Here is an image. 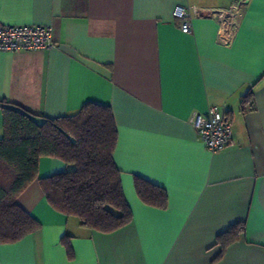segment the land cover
<instances>
[{"label":"crops","instance_id":"0c3cea01","mask_svg":"<svg viewBox=\"0 0 264 264\" xmlns=\"http://www.w3.org/2000/svg\"><path fill=\"white\" fill-rule=\"evenodd\" d=\"M235 1L0 0L1 23L53 30L51 48L0 50V100L51 118L88 101L108 105L132 215L113 231L93 230L52 208L35 179L15 201L39 228L0 244V264H264V0H247L228 46L213 18H194L184 33L172 14ZM209 105L231 122L217 152L189 122ZM66 168L41 157L37 177ZM137 176L165 190L166 207L140 200ZM233 225L240 231L222 245Z\"/></svg>","mask_w":264,"mask_h":264},{"label":"trees","instance_id":"16d2710c","mask_svg":"<svg viewBox=\"0 0 264 264\" xmlns=\"http://www.w3.org/2000/svg\"><path fill=\"white\" fill-rule=\"evenodd\" d=\"M0 114V244L16 242L39 228L15 201L35 179L52 208L76 217L83 226L110 232L131 220L113 162L117 130L108 105L88 101L74 114L51 118L0 100ZM41 157L58 158L67 168L37 177ZM134 188L143 203L166 207L163 188L138 176ZM238 231L239 225H233L217 241L227 244Z\"/></svg>","mask_w":264,"mask_h":264},{"label":"built area","instance_id":"2783aa9c","mask_svg":"<svg viewBox=\"0 0 264 264\" xmlns=\"http://www.w3.org/2000/svg\"><path fill=\"white\" fill-rule=\"evenodd\" d=\"M247 0H237L225 9H202L195 5H176L172 14L178 20L184 33L192 29V20L210 17L217 23V40L230 45L238 30ZM52 27L42 25H7L0 22L1 51H31L48 49L53 46ZM190 124L195 128L200 140L212 152L223 150L232 136L231 122L216 105H209L204 114L192 112Z\"/></svg>","mask_w":264,"mask_h":264},{"label":"rangeland","instance_id":"374dc122","mask_svg":"<svg viewBox=\"0 0 264 264\" xmlns=\"http://www.w3.org/2000/svg\"><path fill=\"white\" fill-rule=\"evenodd\" d=\"M2 136V133H1V131H0V137Z\"/></svg>","mask_w":264,"mask_h":264}]
</instances>
